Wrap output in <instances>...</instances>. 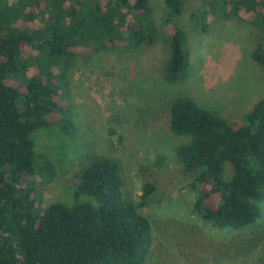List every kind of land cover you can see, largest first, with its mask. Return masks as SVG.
I'll list each match as a JSON object with an SVG mask.
<instances>
[{
    "label": "trees",
    "instance_id": "16d2710c",
    "mask_svg": "<svg viewBox=\"0 0 264 264\" xmlns=\"http://www.w3.org/2000/svg\"><path fill=\"white\" fill-rule=\"evenodd\" d=\"M164 3L165 15L157 20L148 0H0V264L146 260L153 226L142 209L155 185L144 182L134 201L124 194L121 160L93 154L74 173L82 200L45 203L43 187L56 169L51 157L36 151L32 134L50 124L68 134L75 130L66 88L74 57L161 40L169 49L164 80L182 82L190 71L186 32L177 20L182 0ZM202 4L189 13L193 28L205 32L212 18L232 16L253 26L259 40L251 59L264 67V0ZM169 114L172 131L189 137L175 155L192 178L193 211L218 228L256 223L264 201V92L241 124L188 96L174 98Z\"/></svg>",
    "mask_w": 264,
    "mask_h": 264
},
{
    "label": "rangeland",
    "instance_id": "374dc122",
    "mask_svg": "<svg viewBox=\"0 0 264 264\" xmlns=\"http://www.w3.org/2000/svg\"><path fill=\"white\" fill-rule=\"evenodd\" d=\"M204 1L182 0L183 13L177 17L186 32L190 63L182 82L164 80L169 49L161 40L74 57L66 88L75 130L68 134L50 124L32 134L36 151L51 157L56 169L43 187L45 203L82 200L75 194L74 173L93 154L121 160L124 194L132 200H139L144 182L155 185L142 209L153 226V244L143 264H264V201L262 217L252 225L218 228L204 221L192 208V178L175 155L189 137L170 128L174 98L188 96L212 114L241 124L264 92V67L251 59L258 31L233 16L212 18L205 32L195 30L189 13ZM148 2L157 20L165 15V0ZM225 168L231 172L230 164Z\"/></svg>",
    "mask_w": 264,
    "mask_h": 264
}]
</instances>
